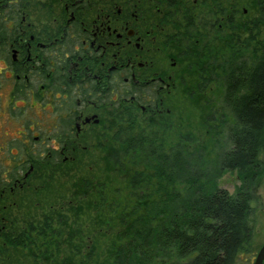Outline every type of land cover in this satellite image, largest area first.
Wrapping results in <instances>:
<instances>
[{"label": "trees", "instance_id": "obj_1", "mask_svg": "<svg viewBox=\"0 0 264 264\" xmlns=\"http://www.w3.org/2000/svg\"><path fill=\"white\" fill-rule=\"evenodd\" d=\"M185 3L187 90L205 112L204 137L171 134V120L121 130L97 173L88 168L75 178V190L38 225L18 238L10 233V251L21 250L25 264H235L250 250L252 187L264 171V0ZM231 67L233 82L215 79ZM213 83L223 95L212 100ZM226 171L242 181L234 193L218 185Z\"/></svg>", "mask_w": 264, "mask_h": 264}, {"label": "flooded vegetation", "instance_id": "obj_2", "mask_svg": "<svg viewBox=\"0 0 264 264\" xmlns=\"http://www.w3.org/2000/svg\"><path fill=\"white\" fill-rule=\"evenodd\" d=\"M185 2L0 4V264H9L10 233L18 238L46 216L31 214L43 171L68 177L75 161H104L121 130L169 120L189 77ZM233 72L215 79L233 82ZM11 125L19 128L13 139Z\"/></svg>", "mask_w": 264, "mask_h": 264}, {"label": "rangeland", "instance_id": "obj_3", "mask_svg": "<svg viewBox=\"0 0 264 264\" xmlns=\"http://www.w3.org/2000/svg\"><path fill=\"white\" fill-rule=\"evenodd\" d=\"M248 5V4H247ZM245 8V5H243L242 9ZM188 73V72H187ZM189 74V73H188ZM191 80V81H190ZM189 84H192L191 77H186V85H185V91L184 94H180V96H177L173 99V104L170 106V118L169 120L172 121L174 128L173 134L175 131H179L182 134H186L187 132H192L195 135L201 137H204L203 134L204 128H203V116L205 112H203V108H200L201 102L198 100L197 103L194 102L193 97H191L188 94V87ZM218 84V83H217ZM220 84V83H219ZM217 85L212 84L210 92H208V97L213 100V98H217L219 96L222 97L221 94H217ZM196 96V95H195ZM198 97V96H197ZM196 98V97H195ZM223 98L220 99V104L222 103ZM205 110V109H204ZM37 114L41 115L40 109L36 110ZM222 113L218 112L216 114V118L218 116H221ZM44 115H42L43 117ZM217 120H214V123H217ZM179 124V127L176 126ZM19 128L15 125H11L8 129V133L10 135V139L16 138L18 135ZM226 130H222V132L219 134L218 137H220V142L218 146H221V148L226 147L228 142L225 139ZM212 144L209 143L208 148L212 149V151H216L211 146ZM219 150V147H217ZM12 152L15 153L16 150L12 148ZM262 159V154L259 156V159ZM104 161H98V162H92L91 159L88 160H82L78 162H74L72 164L73 171L70 174V176H61L60 174H57L56 176H46L44 175L39 178H36L38 182L41 184V190L38 194H35V202H39V205L35 207V209L31 208V214L33 218H39L40 213L42 211L48 210V207L54 203H57L58 201H61L64 196H68L71 192L75 190L73 187L74 179L81 176L82 174L86 173V170L90 168L92 172H96L99 168V166L102 165ZM48 173H51L50 171ZM241 179L238 177V174L236 171H226L224 172L221 177L218 179V185L221 188L226 189L229 193H234L239 186L241 185ZM252 192L254 194L253 200L251 202L252 207L255 208L254 213V227L252 232V238H251V244H250V250L241 252L235 264H252V261L254 259V256L256 252L258 251L259 247L264 242V171L261 173V175L256 179L254 182V186L252 187ZM69 222H73V218L70 215L69 216ZM84 219V217H83ZM88 223V222H86ZM73 227V225H71ZM25 253V250H23V254ZM18 259V261L24 263V258H22V252L19 251H10L8 259ZM9 262V260H8ZM11 264V263H9ZM13 264H18L17 262ZM25 264V263H24Z\"/></svg>", "mask_w": 264, "mask_h": 264}, {"label": "water", "instance_id": "obj_4", "mask_svg": "<svg viewBox=\"0 0 264 264\" xmlns=\"http://www.w3.org/2000/svg\"><path fill=\"white\" fill-rule=\"evenodd\" d=\"M252 264H264V242L256 252Z\"/></svg>", "mask_w": 264, "mask_h": 264}]
</instances>
